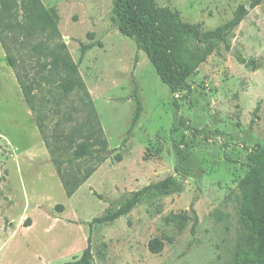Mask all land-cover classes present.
I'll list each match as a JSON object with an SVG mask.
<instances>
[{
	"label": "rangeland",
	"instance_id": "374dc122",
	"mask_svg": "<svg viewBox=\"0 0 264 264\" xmlns=\"http://www.w3.org/2000/svg\"><path fill=\"white\" fill-rule=\"evenodd\" d=\"M252 1L156 0L203 31L231 20L240 5L249 9L176 93L120 33L112 0H42L56 14L58 34L29 38L6 25L25 24L22 11L0 7L20 69L47 76L34 92L35 112L0 42V264L78 261L89 238L91 264H233L244 238L239 183L247 155L264 148V1L251 9ZM61 44L78 65L76 76L50 72ZM76 79L85 90L64 95L62 85ZM137 97L143 112L124 142ZM100 130L105 152L76 158V145ZM70 132L72 144L64 138ZM179 151L195 164L180 193L146 198L126 216L94 222L133 192L177 176ZM67 185H77L72 196ZM155 239L159 253L150 249Z\"/></svg>",
	"mask_w": 264,
	"mask_h": 264
},
{
	"label": "trees",
	"instance_id": "16d2710c",
	"mask_svg": "<svg viewBox=\"0 0 264 264\" xmlns=\"http://www.w3.org/2000/svg\"><path fill=\"white\" fill-rule=\"evenodd\" d=\"M264 0H253L250 8L260 5ZM113 21L120 33L132 39L139 50L149 58L161 81L172 92H182L188 87L187 80L194 75L201 64L214 52L219 43H226L232 32L242 23L249 13L245 5H240L231 20L212 30H202L201 24H192L181 19L180 15L169 8H160L156 0H112ZM3 11H22L25 24L9 21L6 25L12 29H20L26 38L33 33L58 34L56 14L48 9L42 0H0ZM11 16H9L10 18ZM0 22V42L7 53V62L15 71L17 81L22 89L26 103L33 111H37L35 91L41 87L42 80L47 76L24 73L20 69L17 58L7 45ZM16 38V37H14ZM89 47H83V55ZM244 63V61H242ZM50 72H61L67 76H76L78 65L68 55L65 44L58 46L50 61ZM85 90L81 79L67 80L62 85V92L68 96L76 90ZM143 112L142 103L137 97V109L127 131L126 142ZM73 132L64 138L71 144ZM99 148V149H97ZM107 142L102 131H95L83 142L76 145V158L92 157L95 152H105ZM97 149V150H96ZM178 175L151 184L133 192L117 211L102 218L96 223L113 222L128 215L142 200L180 193L183 183L190 176L195 166L190 154L179 151ZM249 170L239 183L241 196L239 220L244 230V238L239 245L233 264H264V148L251 150L247 155ZM96 169L87 171L83 181H87ZM67 185V194L72 196L75 188ZM88 247L82 258L66 264H91L92 246L89 238ZM150 249L154 253L162 250L157 239L151 241Z\"/></svg>",
	"mask_w": 264,
	"mask_h": 264
}]
</instances>
